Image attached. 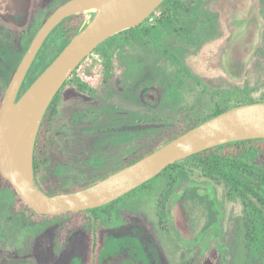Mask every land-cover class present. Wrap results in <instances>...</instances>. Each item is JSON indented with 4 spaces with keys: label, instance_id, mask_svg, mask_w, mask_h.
Returning a JSON list of instances; mask_svg holds the SVG:
<instances>
[{
    "label": "rangeland",
    "instance_id": "1",
    "mask_svg": "<svg viewBox=\"0 0 264 264\" xmlns=\"http://www.w3.org/2000/svg\"><path fill=\"white\" fill-rule=\"evenodd\" d=\"M62 1L0 0L1 86ZM254 101H264V0H170L67 81L38 183L82 188L209 118L216 102ZM249 162L264 170V154ZM250 185L264 195L263 183ZM121 198L99 216V264H247L245 205L224 184L184 171ZM76 222L26 216L0 188V264H89V222Z\"/></svg>",
    "mask_w": 264,
    "mask_h": 264
},
{
    "label": "water",
    "instance_id": "2",
    "mask_svg": "<svg viewBox=\"0 0 264 264\" xmlns=\"http://www.w3.org/2000/svg\"><path fill=\"white\" fill-rule=\"evenodd\" d=\"M165 0H68L42 24L24 54L0 108V171L23 201L41 215L86 211L107 205L154 179L170 165L207 149L264 138V101L232 107L92 185L49 194L38 183L35 148L44 117L56 95L101 44L143 24ZM89 13L60 54L23 92L39 51L70 16Z\"/></svg>",
    "mask_w": 264,
    "mask_h": 264
},
{
    "label": "trees",
    "instance_id": "3",
    "mask_svg": "<svg viewBox=\"0 0 264 264\" xmlns=\"http://www.w3.org/2000/svg\"><path fill=\"white\" fill-rule=\"evenodd\" d=\"M66 1L68 0H63L59 5H57L51 11L50 15ZM169 1L170 0H165L163 4H166ZM84 19H85L84 13L73 15L65 19L54 29V31L47 38L42 49L39 51L34 63L32 64V67L30 68L27 77L24 81V84L22 86L20 95L32 84V82L38 77V75L42 73V71H44V69H46L47 66L60 54V52L64 49V47L70 42L72 36L82 25ZM60 25H63V28L62 30L57 31V28ZM136 28H132L124 32H133L136 30ZM100 46L98 48H100ZM55 47L58 50L57 53L53 57H51L49 61H47V59L50 56V51H49L50 48H55ZM65 86L63 87V89L65 88ZM81 88H83L82 85ZM62 90L56 95L52 104L50 105L42 122L40 132L38 134L36 148H35V173L38 179L41 168L47 165V163L49 162V154L51 148H53V146L56 145L53 139V131H54L53 125L59 112ZM5 93H6V87L0 85V108L3 103ZM216 104L218 109L215 111V113L212 116L186 129L184 132H181L180 134L176 135L169 141L175 139L176 137L185 133L191 128L198 126L199 124L205 122L206 120L220 114L221 112L226 111L232 107H235V106L221 107V105L218 102H216ZM169 141L160 145L156 149L165 145ZM151 152H148L147 154L142 156H138L129 163L123 164L119 169L136 162L137 160L148 155ZM263 154H264V138L229 142L226 144H222L207 149L200 153L194 154L186 159L178 161L167 167L162 173H160L154 179L160 176H168L169 178H173L175 180L180 172L192 171L195 173H199L207 178H210L218 183L224 184L227 189V197L231 200L240 198L242 199L245 205V229H246L245 237H246V246L248 250V255L246 260L247 264H264V195L259 190L254 189L250 185V183L254 182V180H258L259 182L264 184V170L258 165L249 162L250 158ZM117 170H114L108 173L107 175ZM154 179L134 189L126 196L135 193L142 188H145ZM98 180H96L95 182H97ZM93 183H90L82 188L88 187ZM0 188L11 189L14 191L15 208L20 210L24 215L34 219H43L45 217L51 216V215H41L35 212L31 207H29L23 201L21 196L18 194L13 184L3 176L1 171H0ZM79 189L81 188H72L69 186L67 189H63L59 192L52 193L47 191L45 188H43V190L49 194H56L60 192H73ZM121 199L122 198L113 201L107 205L98 208L89 209L86 211L67 212L68 214L76 216L77 219L76 223L79 225L83 224L84 222H89V231H90L89 264H99V254H98V249L100 246L99 223H98L100 221L99 216L100 214L105 213V211H110L111 209H113Z\"/></svg>",
    "mask_w": 264,
    "mask_h": 264
},
{
    "label": "flooded vegetation",
    "instance_id": "4",
    "mask_svg": "<svg viewBox=\"0 0 264 264\" xmlns=\"http://www.w3.org/2000/svg\"><path fill=\"white\" fill-rule=\"evenodd\" d=\"M81 85L83 86V88H81ZM79 88L82 89L83 91H85L86 89H88L86 83H84V82L79 85ZM89 91L93 92L91 89H89ZM254 102H256V101H254Z\"/></svg>",
    "mask_w": 264,
    "mask_h": 264
}]
</instances>
